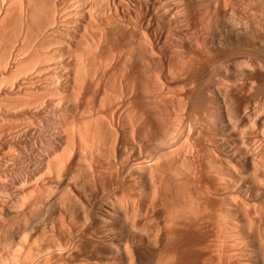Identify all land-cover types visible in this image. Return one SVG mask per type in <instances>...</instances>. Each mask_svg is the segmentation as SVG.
Segmentation results:
<instances>
[{
	"label": "bare ground",
	"instance_id": "bare-ground-1",
	"mask_svg": "<svg viewBox=\"0 0 264 264\" xmlns=\"http://www.w3.org/2000/svg\"><path fill=\"white\" fill-rule=\"evenodd\" d=\"M249 17L232 0H0V219L19 223L0 232V264H264V54L249 59ZM218 64L236 81L190 104ZM212 109L206 167L187 138L184 165L160 152L187 126L200 137ZM43 130L46 151L31 143Z\"/></svg>",
	"mask_w": 264,
	"mask_h": 264
},
{
	"label": "rangeland",
	"instance_id": "rangeland-1",
	"mask_svg": "<svg viewBox=\"0 0 264 264\" xmlns=\"http://www.w3.org/2000/svg\"><path fill=\"white\" fill-rule=\"evenodd\" d=\"M233 1V3H235V8H236V12H237V14L238 15H240L241 14V12H242V10H244V9H248V13H249V27H250V31H249V39L251 40V41H249V59H254V60H256V57L255 56H260L261 54H264V44H262V43H264V42H261V40L260 39H262V41H264V32L262 33V31L264 30V24H263V22H264V0H251V2H250V0L248 1V0H232ZM235 1V2H234ZM244 2V3H243ZM247 3H248V5H247ZM250 3V4H249ZM242 4V5H241ZM245 5V6H244ZM241 6V7H240ZM243 6H244V8H243ZM247 7V8H246ZM250 7V8H249ZM252 7V8H251ZM238 9V10H237ZM251 9H252V11H251ZM255 11V12H254ZM258 11V12H257ZM250 12H253V14L251 13L250 14ZM263 12V13H262ZM260 14V15H259ZM251 16H252V20H250L251 19ZM255 16V17H254ZM253 17L254 18H256L255 20L253 19ZM263 18V19H262ZM261 21V23H259L260 21ZM263 21V22H262ZM253 22V23H252ZM255 22V23H254ZM254 24V25H253ZM256 24V25H255ZM259 24V25H258ZM262 24V25H261ZM261 25V26H260ZM255 26H257L258 28H256ZM252 27V28H251ZM261 27H263V30L261 31ZM258 30H260V33H259V31ZM254 33H255V36L257 37V38H255V36H254ZM258 33V34H257ZM262 35V36H261ZM253 38H251V37ZM259 38V39H258ZM255 39H256V41H255ZM259 42H258V41ZM255 43H256V45H255ZM259 43V44H258ZM169 46H171V45H169ZM257 47H259V48H257ZM261 47H263V48H261ZM254 48V49H253ZM257 49V50H256ZM260 50V51H259ZM250 54L252 55V56H250ZM249 62H250V60H249ZM219 65L220 64H218V66H217V68H216V70H207V71H205V72H202L201 73V77L199 78V83L198 84H196L195 86L196 87H194V89L193 90H191V91H194V92H188L191 96H189V102H190V104L192 103V104H194V103H196L197 105H201L202 104V102H203V104H206V105H208V103H207V101H205V98L206 99H210V98H212V97H210V91H208V88H212V84L217 80V79H224V80H228V81H230V82H234V81H236L235 80V78H234V76L232 75H229L228 74V76L226 75V74H224V73H219L217 70H218V68H220L219 67ZM262 73L264 74V70L262 71ZM209 75H211L210 77H209ZM217 75V76H216ZM212 77V78H211ZM217 77H219V78H217ZM222 77V78H221ZM208 78V79H207ZM226 78H228V79H226ZM233 78H234V80H233ZM249 78H250V75H249ZM202 79V80H201ZM206 80V81H205ZM211 80V81H210ZM200 85H202V86H200ZM210 85H211V87H210ZM178 85H175L174 87H172V88H174V92L172 93L173 95L175 94V95H177V91L180 89V86H178ZM196 88H197V90H196ZM199 88V89H198ZM178 89V90H177ZM201 89V90H200ZM206 90V91H205ZM197 92V93H196ZM193 95H192V94ZM174 95V96H175ZM198 95V96H197ZM204 95V96H203ZM208 95H209V98H208ZM194 96V97H193ZM202 96V97H201ZM249 97H250V95H249ZM173 100V102H175V104L174 105H176V106H171L170 107V112H168L169 114L168 115H171L170 117H172V118H174L173 116H175L174 114L176 113V111H178L177 109H178V100L177 101H175L176 100V98H174V99H172ZM193 100V101H192ZM211 100V99H210ZM174 107H175V109H174ZM204 107H205V105H204ZM173 109V110H172ZM213 110V109H212ZM174 111V112H173ZM217 110H213V112H214V116H215V119H214V121H212V119H209L210 118V116H205V117H203L204 118V120L202 119L201 121H200V126H198L197 128H198V130H200L201 132H200V137L198 138V137H196V135H195V132L193 133L192 132V134H191V136L189 137L187 134H188V126H187V129L185 130L186 132H187V134H186V132L185 131H183V132H180L179 133V135H176V137L178 136L179 137V139H177V138H175V140H174V142L172 143V144H170L169 145V147L170 148H168V149H166L168 146H164V148H163V146L161 147V148H163L160 152L162 153V152H166V151H170V150H172V151H174L173 150V148L175 149V147H176V149L175 150H177V152L176 151H174L173 153L174 154H177V156H175V155H173V156H175V157H178V156H184L185 157V159L187 158V156L188 157H191V154L190 155H187L186 153H188L187 151V149L185 150V149H183V151H185L186 153V156L184 155V153H183V151H182V149L181 148H184V146H185V141L187 140V141H189L190 143H191V145H193L194 144V146L197 148V146L198 145H202V146H198L199 148H193V149H195L196 151L198 150V153L196 152V154H200L199 155V157H200V161H202L201 163H202V166L204 167L205 165L207 166V163H206V161H207V159L205 160H203V158H205L206 157V152H205V146H206V144H205V139L209 136V134L211 133L210 131H211V128L214 126V123L216 122V120H217V112H216ZM171 112H172V114H171ZM203 116V115H202ZM212 121V122H211ZM209 122V123H208ZM214 122V123H213ZM177 123H178V119H177ZM179 124H181V122H179ZM203 125V126H202ZM212 125V126H211ZM209 126V127H208ZM200 127V128H199ZM264 127V126H263ZM209 128V129H208ZM59 130V131H58ZM57 130V132H61V129H58ZM44 131V133L43 132H41L42 134H37L38 136H39V138H36L35 136H37V135H35L34 136V138H33V140H31L32 142L31 143H33V145L35 144H37V142L35 143L34 142V140H36V141H39L38 142V144H37V146H34V147H31V146H33V145H28V150H30V151H27V150H23L20 154H25V155H20V158L23 160V161H20L19 160V163H18V165H17V167L16 168H14V170L11 172L12 173V175H13V177L15 176V178L17 177V178H19V180H21V181H24V179H27L28 177V173H30L31 172V165L33 164V162L34 163H36L35 161V159H38V157H36L35 158V156H37V155H39V154H37L38 153V149L39 150H48V148H47V146H48V144H47V142H43L41 139H44V141H48V139L50 138V136H51V133L50 132H48V130H43ZM47 133H48V138H47ZM204 133V134H203ZM203 134V135H202ZM205 135H206V138H205ZM42 136V137H41ZM45 136V137H44ZM181 136V137H180ZM188 136V137H187ZM202 136H203V138H202ZM192 137V138H191ZM36 138V139H35ZM46 138V139H45ZM185 138H187V139H185ZM205 138V139H204ZM38 139V140H37ZM41 141H40V140ZM193 139H194V141H198L199 139L201 140V142L199 141V142H193ZM196 139V140H195ZM185 140V141H184ZM186 141V142H187ZM176 142V143H175ZM42 143V144H41ZM44 143H46V144H44ZM180 143H182V145L180 144ZM203 143V144H202ZM44 144V145H43ZM175 144H176V146H175ZM180 144V145H179ZM183 144H184V146H183ZM187 144V143H186ZM189 144V143H188ZM187 144V145H188ZM196 144V145H195ZM40 145L42 146V147H40ZM172 145H174L173 147H172ZM190 145V144H189ZM45 146H46V149H45ZM179 148H178V147ZM38 149H37V148ZM181 147V148H180ZM186 147V146H185ZM203 147V149H200V148H202ZM33 148V149H32ZM128 148V147H127ZM180 149V150H179ZM34 152H33V151ZM195 150H194V153H195ZM203 150V151H202ZM128 151V152H127ZM126 152L128 153V154H124L123 156H125V160H126V156H128V155H130L131 153H132V150L130 149V151H129V148H128V150H127ZM179 151H180V154H179ZM25 152V153H24ZM28 152V153H27ZM29 152H32V154L31 153H29ZM164 152V153H165ZM176 152V153H175ZM205 152V153H204ZM33 153H34V157H33ZM130 153V154H129ZM167 153V152H166ZM182 153V154H181ZM203 153V154H202ZM27 154H28V156H27ZM201 154L203 155V156H201ZM205 154V155H204ZM29 155H30V157L32 158L31 160H30V157H29ZM103 155V154H102ZM101 155V159H99L98 158V160L99 161H102L103 160V156ZM119 155V154H118ZM100 156V155H99ZM105 156V155H104ZM121 157V161L119 160L120 159V157ZM119 156H117V158H115V160H117V162H115V164L116 163H118L117 165H116V167L115 166H113L114 165V163H108V165H107V163L105 162L106 160L107 161H110L109 159H111V161H113V158H109V156H107V158L106 157H104V159H106V160H104V161H102V162H99V163H102V165H103V163L104 164H106L107 165V167H112L113 166V168L115 169V168H117L118 166H120L121 167V164L123 163V162H125V160L123 159L122 160V155H119ZM181 156L180 157H178V158H180L181 159ZM183 156H182V159H184L183 158ZM26 157H28V158H26ZM119 157V158H118ZM175 157H174V160H175ZM201 157H203V158H201ZM35 158V159H34ZM124 158V157H123ZM178 158H176L177 160H178ZM25 159H26V161H25ZM179 159V160H180ZM182 159L180 160V163L179 164H181V165H184V162L183 161H185V160H183L182 161ZM188 159H190V158H188ZM31 162H30V161ZM179 160L178 161H176L177 163L179 162ZM23 162H24V164H23ZM30 162V163H29ZM181 162H183V163H181ZM20 163H21V165H20ZM28 163V164H27ZM109 164H111V166L109 165ZM205 164V165H204ZM29 166H30V168H29ZM205 166V167H206ZM100 167H102L101 166V164H100ZM103 167H105V165H103ZM102 167V172H104V168ZM105 168L106 170L107 169H109V168ZM119 168V167H118ZM30 169V170H29ZM114 169H113V171L111 170V173L112 172H114ZM105 170V171H106ZM30 171V172H29ZM107 172V173H106ZM106 172H104V174H106V175H108V173H109V171H106ZM207 174H210V173H207ZM212 175V174H211ZM109 176H110V173H109ZM209 176V175H208ZM211 177V176H210ZM78 189V190H77ZM80 188H76L75 190H74V192H76L77 194L76 195H78L79 194V192H80ZM79 191V192H78ZM58 195H60L59 193H57ZM56 194V195H57ZM59 197V196H58ZM60 197H61V195H60ZM59 197V198H60ZM78 198V197H77ZM103 198V197H102ZM100 199L101 201H103V199ZM78 199H80V195H79V198ZM5 218V219H3V218ZM1 218L2 219H0L1 220V222H0V228H2L4 225V227L0 230V232L2 231L3 232V230L4 229H8V228H10V227H16L18 224H16V222L15 221H13V220H11V221H9V220H7V218L6 217H4V216H1ZM3 220H5V221H3ZM12 221L15 223V225H14V223H13V225H11L12 224ZM7 222V223H6ZM9 222V223H8ZM5 223V224H4ZM8 225H10V226H8ZM8 226V227H7ZM1 232V233H2ZM0 233V234H1ZM58 234V235H57ZM56 234V236L54 237V238H57L58 236H59V232ZM3 234H1L0 236H2ZM61 236V235H60ZM49 238V237H48ZM52 238V237H51ZM58 238H60V237H58ZM50 239V238H49ZM48 239V240H49ZM3 240H1L0 241V249L2 248V247H4L5 248V245L6 244H3ZM6 243V242H5ZM20 245H22V244H20ZM20 245H18V246H20ZM21 247V246H20ZM19 247V248H20ZM4 250L5 249H1V251H0V254H1V252L3 253L4 252ZM181 254V255H180ZM184 256V253L183 252H179V258L181 259V258H184L183 257ZM196 260H192V263L191 264H202L201 263V261L199 262V260L200 259H198V258H196V257H194ZM178 259V262H177V264H187L186 263V261H185V259ZM198 259V260H197ZM180 262V263H179ZM182 262V263H181ZM185 262V263H184ZM194 262V263H193ZM196 262V263H195Z\"/></svg>",
	"mask_w": 264,
	"mask_h": 264
}]
</instances>
